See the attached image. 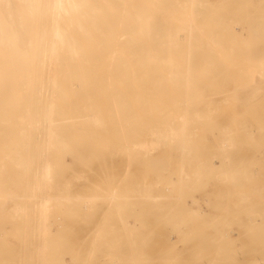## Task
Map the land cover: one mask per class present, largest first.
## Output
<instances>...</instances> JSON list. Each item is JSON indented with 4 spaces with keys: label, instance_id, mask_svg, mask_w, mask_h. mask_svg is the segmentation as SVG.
Wrapping results in <instances>:
<instances>
[{
    "label": "bare ground",
    "instance_id": "1",
    "mask_svg": "<svg viewBox=\"0 0 264 264\" xmlns=\"http://www.w3.org/2000/svg\"><path fill=\"white\" fill-rule=\"evenodd\" d=\"M184 1L0 0V140L6 139L8 135L12 137L3 142L5 145L2 144L7 153L4 152L5 150L1 151L7 155L10 154L12 158H8L10 165L15 164L18 168L23 167L33 172L38 179L37 182L39 181L40 186L46 190L53 178L49 152L47 153L46 150L49 145L54 144L65 147L68 142L61 137L64 133L74 132L77 135V133L85 132L84 135L93 137L95 140L90 138L93 139L91 142L97 143L94 145L100 147L107 143L108 137L104 135L109 132L122 131L123 133L124 130H128L132 138L142 135L165 137L167 133L165 117L176 113L171 110L175 106H181V104L184 106L181 102L185 100L186 103L189 99L188 94L194 84L193 79L198 77L197 74L193 76L190 72L192 64L190 56L195 55L194 67L203 65V60L210 59L211 54L209 56L208 54H214L218 42L215 38L220 32L217 31L218 25L214 22L215 14L209 13L212 16L205 18L202 17V11L190 9L189 15H177L178 7ZM191 2L193 3V0ZM150 4L156 7V13L151 12ZM235 8H229L234 13L227 12L234 15L243 13V10L240 11L241 7L240 12L238 8ZM242 13H240L241 16L244 15ZM242 19L245 22L247 19L246 23L255 36L264 37L263 20L255 21L254 17L248 15L247 18L246 15L242 16ZM226 30L228 36L237 35L233 29L226 28ZM194 42L196 47L191 50ZM263 50L264 45L256 48L255 52L260 54L259 52ZM184 56L185 60H182ZM172 57L176 60L174 63ZM208 63L203 66L215 71L214 73H221L223 65ZM183 64L184 67H182ZM76 108L80 110L76 111ZM88 118L91 121L84 122ZM102 139L105 140L104 144ZM107 144L108 146L104 145V147L110 146V143ZM116 144L117 142L113 146L118 147ZM156 144L158 143L154 142L152 146ZM204 146L205 149L208 147V145ZM203 148L201 150H205ZM20 149H23L25 153L30 149L34 152L29 157L24 156L21 151L22 155H17ZM72 149L78 156L76 158L84 159L85 155L75 146L67 150L72 151ZM163 149L162 151L166 153L167 148ZM149 150L147 148L146 153H149ZM55 151L60 155L61 152L64 154V151L67 153L66 149L59 151L55 149ZM4 153L0 155L7 157L3 155ZM1 156L0 161L5 159ZM18 156L26 158H18ZM164 158L162 155V158L158 159L160 161ZM153 159H151L152 162ZM162 167L166 168V166ZM198 186H201L200 183ZM153 188L154 185L152 188H142L138 195L144 201L140 202L128 203L126 198L124 199L126 202L124 200L120 202V198L123 197L112 193L107 196L108 203L110 202L109 207L107 205L109 209L104 211L108 213L110 209H115L116 212L110 213L112 212L110 211L107 215L102 213L100 217H97L98 213L95 211L96 204L84 203L78 207L75 206L74 210L79 213L77 218H80L75 221L88 224L87 229L90 231L84 225L85 230H82L88 231V234L87 231L85 232L87 236L80 238L76 243L71 241V244L73 242V245L79 244L83 249L85 248L81 256L73 258V261H76L72 264H94L95 262L96 264H144L145 246L153 237L155 229L157 230L160 225L168 221L160 211L167 212V208L173 206V203L168 200L162 202V198H168V195H163L164 193L156 195L152 192ZM0 198H8L1 188ZM104 198L106 200V197ZM33 199L29 206L28 202L26 203L28 207L23 206L25 204L22 199H18V201L22 200V203L15 201L16 203L11 205L10 217L16 221L21 220V224L25 222L22 224L25 228L20 227L19 221L17 224L20 227L18 230L22 228L24 231L20 235L17 234L22 236H18L20 247L18 252H15L16 259L19 262L26 259L27 264H67L64 260L65 254L63 257L65 251L61 250L62 246H60L61 249L57 246L60 242V239H57L60 238L58 233L64 229V224L58 222L56 228L52 227V211L58 205L53 203V198L45 192ZM90 199L93 200V198ZM105 203L108 204L107 201ZM194 203L197 205L198 201L195 199ZM201 211L198 208H191L183 213H181L182 210L178 211L179 213L175 211V214H178L180 220L185 221L184 216L193 213L201 216ZM250 212L257 215L256 211L251 210L249 213L247 211L252 215ZM170 213L172 214V211ZM171 214L169 216L173 215ZM255 215L252 217L253 220ZM256 222L255 220L254 224ZM179 224H174L177 229H180ZM173 228L174 231L176 228L175 226ZM55 235L58 237L55 238ZM66 238L64 237V240ZM0 240L2 241L3 238ZM202 241L204 246L201 244L198 246L197 243L192 249L193 253H196L199 247L209 246V242ZM69 242L67 240V245ZM7 244L4 247L6 249L10 246ZM83 249L81 248V251ZM69 250L75 251L73 248ZM164 256L161 257L163 260ZM148 259L150 260L149 257ZM260 261L256 264H264V261L263 263ZM164 262H167L166 259ZM255 262L257 260L251 264ZM23 264L26 262L24 261Z\"/></svg>",
    "mask_w": 264,
    "mask_h": 264
},
{
    "label": "rangeland",
    "instance_id": "2",
    "mask_svg": "<svg viewBox=\"0 0 264 264\" xmlns=\"http://www.w3.org/2000/svg\"><path fill=\"white\" fill-rule=\"evenodd\" d=\"M230 4L231 6H229ZM234 7L238 8V11L242 8L240 11L243 10V13L239 12L246 15V18L248 15L254 17L255 21H264V0H193V3L191 0H185L178 7L176 14L179 16L189 15L190 9L202 11V17L205 18L210 15L209 13L215 14L213 15L214 22L218 25L217 31H220L215 38L218 41L216 50L214 54L209 53L208 56L211 54L210 59L203 60L202 64L219 63L223 65V69L221 73H214L215 71L206 68L203 66L204 64L194 67L195 55L190 56L192 59L190 72L193 76L197 74L198 77L193 79L190 76L194 80V82L192 81L194 86L192 85L189 91L191 94H188V102L185 103V100H182L181 103H184V106L183 104L175 106L171 110L176 113L173 116L165 117L167 119L165 120L167 131L165 137L158 135L155 138L142 135L132 138L128 130H124L123 133L122 131L119 133L109 132L104 136L108 137L107 140H111L110 142L106 140L110 146L104 147L108 144L102 139L105 144L100 147L94 145L97 144L91 142L94 138L90 137L93 138L90 139L89 136L84 135L85 132L77 133V135L72 131H70L72 133H64L61 137L68 142L65 147L54 144L49 145L46 150L47 153L49 152L53 175L46 190L40 186L39 181V183L37 182L38 179L33 172L25 170L23 167L18 168L15 164L10 165L9 159L12 158H10V154H5L7 150L4 149L5 143L3 142L7 138L8 140L12 139V137L8 135L6 139L0 140V154L5 152L3 155H7V157L0 155L5 158L0 161V171H3V173L0 172V188L8 197L7 199L0 198V239L3 238L2 241L0 240V243H3L0 244V264H23L24 261L26 264L28 263L26 259L19 262L15 257V252H18V247H20L19 237L22 235H19L24 231V229L22 231V228L20 230L18 228H25L24 225L22 226L25 222L21 224V220L14 219V221L10 217L12 203H22L23 200L25 204L23 206H27V202L29 206L30 201L34 200L33 197H38L43 192L53 198V203L59 207L55 208V206L52 211V227L56 228L58 222L64 224V229L58 233L60 238L55 235V238L60 239L57 246L58 248L62 246V249L61 247L59 249L65 251L63 253L65 262L72 264L76 261H73V258L81 256L85 248L83 249L79 244L73 245L71 241L76 243L80 238L86 237L90 231L87 229L88 224L75 221L80 218H77L79 213L74 208L88 203L96 204L97 217L102 216V213L107 215L110 211H112L110 213H115V209H110L108 213L104 211L108 210L107 205L108 207L110 205L107 196L114 193L123 197H118L120 202L125 198L129 201L128 203L140 202L143 199L138 194L142 188H152L153 185L152 192L156 195H162V193L168 195L169 199L162 198V202L168 200L173 203V206H170L171 209L167 208V212L160 211L168 221L160 225L157 230L155 229L153 237L145 246L144 264L146 262H148L147 264H251L257 260L254 263L256 264L261 259L264 261V50L259 52L260 54L255 52L256 48L264 45V37L253 34L246 23L247 19L246 22L242 19L244 15L241 16L238 13V17V14H232L234 12L229 8L234 9ZM149 8L151 12H157L153 4H150ZM227 11L232 13L229 14ZM224 13L226 15H223ZM226 28L233 29L237 35L235 37L226 35ZM195 47L194 42L191 50ZM182 60H185V56L182 57ZM175 61L173 58L172 62ZM223 71L225 74L222 73ZM78 110L80 109L76 108V111ZM87 121L91 120L88 118L84 122ZM116 142L118 147L113 146ZM154 142L158 144L153 147L152 143ZM204 145H208V147L205 149ZM73 146L85 155L83 160L76 158L78 156L74 149H72L73 152L67 150ZM164 147L167 148L166 153L162 151ZM202 147L206 152L203 153L205 150H201ZM147 148L150 149L149 153H146ZM55 149L58 151L66 149L67 153L64 151V154L61 152L60 155ZM22 150H18L17 155L23 153L24 156L29 157L34 152L33 149L25 150L26 153ZM62 154L63 156L67 155L63 157ZM162 155L163 158L167 157L166 162V157L159 161ZM24 156H18V158ZM153 158H156L155 164ZM161 163L163 164L161 165ZM162 166H166V168ZM19 174L23 176L21 177ZM197 181L201 186H198ZM162 190L163 192H161ZM18 199H22L21 202ZM195 199L198 201L197 205H194ZM105 201L108 204L105 203V205ZM124 202L126 201L124 200ZM173 207L176 209H172ZM200 207L202 208L200 209ZM187 208L189 210L198 208L200 211L202 210V214L199 216V214L193 213L184 216L185 221L180 220L178 214L175 213L181 212V210V213L187 212L189 211ZM251 210L256 211L257 215L251 212L252 215L248 214ZM171 211L173 215L170 213ZM164 212L169 213L166 215ZM170 214L172 216H169ZM253 215H255L254 220L252 219ZM177 219L183 222H176ZM255 220L257 225L254 224ZM18 223L21 224L20 227L17 225ZM173 223H180V229H177ZM14 224L18 227H15ZM181 224L182 226H180ZM84 225L88 230H86L87 234L84 231ZM174 226L176 231H173ZM89 228L91 227L89 226ZM18 233L19 235H17ZM61 236L65 238L67 236L66 239L68 242L70 241L69 245H67V240ZM198 237L201 238L198 239ZM201 239L209 242V246L199 247L200 251L198 249L196 253H193L192 249L197 243L198 246L202 245ZM4 242L5 244L8 242L7 245H10L8 247L6 245L7 249L4 248ZM65 244L71 250L73 248L75 253L70 251ZM168 251L172 252L169 254ZM166 252L167 254H165ZM163 255L167 262L161 258ZM159 258L161 259L159 260ZM258 258L260 259L258 260ZM263 261L260 262L263 263Z\"/></svg>",
    "mask_w": 264,
    "mask_h": 264
}]
</instances>
